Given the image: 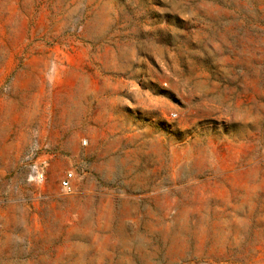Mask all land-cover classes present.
<instances>
[{
	"label": "rangeland",
	"instance_id": "1",
	"mask_svg": "<svg viewBox=\"0 0 264 264\" xmlns=\"http://www.w3.org/2000/svg\"><path fill=\"white\" fill-rule=\"evenodd\" d=\"M0 264H264V0H0Z\"/></svg>",
	"mask_w": 264,
	"mask_h": 264
},
{
	"label": "built area",
	"instance_id": "2",
	"mask_svg": "<svg viewBox=\"0 0 264 264\" xmlns=\"http://www.w3.org/2000/svg\"><path fill=\"white\" fill-rule=\"evenodd\" d=\"M43 147L36 144L28 155L30 159V164H29V173L27 175V180L37 185L42 184L43 181L45 180V172L49 164V156L45 151L42 150ZM71 177L72 174L67 173L60 180V188L64 192L71 191V184H70Z\"/></svg>",
	"mask_w": 264,
	"mask_h": 264
}]
</instances>
